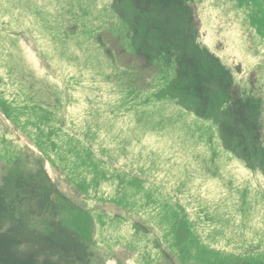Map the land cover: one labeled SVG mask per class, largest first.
I'll return each instance as SVG.
<instances>
[{"label":"rangeland","instance_id":"1","mask_svg":"<svg viewBox=\"0 0 264 264\" xmlns=\"http://www.w3.org/2000/svg\"><path fill=\"white\" fill-rule=\"evenodd\" d=\"M197 8L200 40L237 80L256 69L264 84V34L249 22L264 16V0ZM119 27L110 0H0V156L23 148L42 158L91 216L105 259L135 249L127 264H154L162 247L178 264H264V177L162 87L120 84L102 47Z\"/></svg>","mask_w":264,"mask_h":264},{"label":"trees","instance_id":"2","mask_svg":"<svg viewBox=\"0 0 264 264\" xmlns=\"http://www.w3.org/2000/svg\"><path fill=\"white\" fill-rule=\"evenodd\" d=\"M197 3L110 0L121 28L109 31L113 44L103 51L123 87H162V97L211 121L222 148L264 177V84L256 69L237 80L236 71L200 40ZM249 22L264 34V16L250 15ZM97 40L105 44L101 34ZM9 159L0 156V264H127L135 249L105 259L91 216L59 189L42 158L18 148ZM187 231L184 220L176 221L177 243H185ZM154 258V264H178L162 247Z\"/></svg>","mask_w":264,"mask_h":264}]
</instances>
